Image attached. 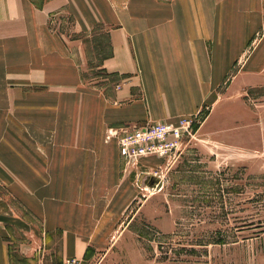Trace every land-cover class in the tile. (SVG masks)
Here are the masks:
<instances>
[{
  "label": "rangeland",
  "instance_id": "374dc122",
  "mask_svg": "<svg viewBox=\"0 0 264 264\" xmlns=\"http://www.w3.org/2000/svg\"><path fill=\"white\" fill-rule=\"evenodd\" d=\"M93 2L99 12L84 4L79 13L106 14V0ZM79 13L68 7L52 27L74 34ZM244 25L251 29L241 39L225 42L237 52L227 54L220 97L198 112L116 125L105 117L108 98H82L80 88L0 98L6 254L46 256L36 264H264V13ZM94 26L96 35L82 29L83 39L96 37L92 49L101 51L108 26ZM100 55H82L84 93L106 85L95 67ZM179 118L195 119L194 129L169 156L121 154L125 130ZM155 183L158 191L149 189Z\"/></svg>",
  "mask_w": 264,
  "mask_h": 264
},
{
  "label": "crops",
  "instance_id": "0c3cea01",
  "mask_svg": "<svg viewBox=\"0 0 264 264\" xmlns=\"http://www.w3.org/2000/svg\"><path fill=\"white\" fill-rule=\"evenodd\" d=\"M90 1L0 0V98H49L54 87L59 95L80 88L82 98H108L113 109L105 117L116 125L198 112L206 99L220 97L227 54L237 52L226 40L241 39L251 29L244 24L264 13V0H106V14L90 19L79 13L84 4L99 12ZM68 7L80 14L72 35L51 24L53 17L64 21ZM100 22L108 26L106 46L93 51L96 37L84 40L82 29L93 33ZM83 53L94 61L101 54L95 67L107 82L93 89L97 94L82 91ZM18 257L6 254L0 235V264H36L46 256Z\"/></svg>",
  "mask_w": 264,
  "mask_h": 264
},
{
  "label": "built area",
  "instance_id": "2783aa9c",
  "mask_svg": "<svg viewBox=\"0 0 264 264\" xmlns=\"http://www.w3.org/2000/svg\"><path fill=\"white\" fill-rule=\"evenodd\" d=\"M195 119L179 118L175 122L160 121L144 126L134 127L125 130L119 136V148L122 155L129 160H134L142 156L157 155L169 156L176 149L179 140L184 135L193 132ZM159 183H155L153 191H158ZM162 186V185H160ZM51 264H80L76 258H64L60 262Z\"/></svg>",
  "mask_w": 264,
  "mask_h": 264
}]
</instances>
